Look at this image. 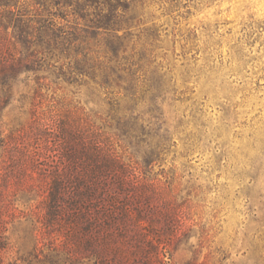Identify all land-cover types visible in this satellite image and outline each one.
<instances>
[{"label": "rangeland", "instance_id": "obj_1", "mask_svg": "<svg viewBox=\"0 0 264 264\" xmlns=\"http://www.w3.org/2000/svg\"><path fill=\"white\" fill-rule=\"evenodd\" d=\"M119 4L122 30L91 40L87 56L114 72L111 88L49 78L35 109L29 78L0 108V140L35 146L58 120L114 150V177L94 175L95 205L114 223L53 229L26 192L38 176L11 163L4 264H264V0Z\"/></svg>", "mask_w": 264, "mask_h": 264}, {"label": "trees", "instance_id": "obj_2", "mask_svg": "<svg viewBox=\"0 0 264 264\" xmlns=\"http://www.w3.org/2000/svg\"><path fill=\"white\" fill-rule=\"evenodd\" d=\"M121 1L116 0V10L126 12L128 8L119 4ZM121 18V14L114 13V0H0V108L12 102L21 84L29 87V78L36 86L31 100L35 109L43 101L41 89L50 85L49 78L67 84L77 82L76 78H99L95 84L111 88L114 72L87 56L91 40L104 33L114 37V32L122 30ZM54 123L56 128H47L46 137L40 135L35 146L22 142L20 147L5 138L0 140V199L6 195L3 171L16 163L29 173L27 177L38 176L41 186L34 185L26 192H34L41 199L43 217L53 229L65 223L67 233L88 232L96 220L111 226L114 212L103 215L95 205L100 191L94 175L114 177V150L87 136L84 126L59 127L58 120ZM90 141L94 148L91 158H86L81 152ZM12 148L17 156L11 154ZM84 159L97 166L91 174L83 170ZM62 163L68 168L63 170ZM0 203V264H4L8 221ZM114 203V196H109L107 204L114 207Z\"/></svg>", "mask_w": 264, "mask_h": 264}]
</instances>
